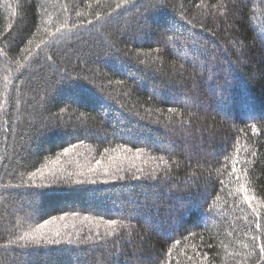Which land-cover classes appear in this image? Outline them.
Masks as SVG:
<instances>
[{"label":"trees","instance_id":"16d2710c","mask_svg":"<svg viewBox=\"0 0 264 264\" xmlns=\"http://www.w3.org/2000/svg\"><path fill=\"white\" fill-rule=\"evenodd\" d=\"M261 247L264 0H0V264Z\"/></svg>","mask_w":264,"mask_h":264},{"label":"snow or ice","instance_id":"6c2138e0","mask_svg":"<svg viewBox=\"0 0 264 264\" xmlns=\"http://www.w3.org/2000/svg\"><path fill=\"white\" fill-rule=\"evenodd\" d=\"M41 43H44V42L42 41ZM173 110L174 109H171V108L169 109V111H173ZM61 111H63V109H61ZM73 147H75V146L73 145ZM70 151H71L70 148L65 147L63 149V152L62 153H58L56 160L51 161V163H53V164L54 163H57L58 160H59V157L61 155H66ZM97 163H99V162H97ZM46 168H47V164L42 165L41 167L36 168L35 171H33V172L30 173V177H35V176H37V174H39L41 177L45 176V170H46ZM233 171H235V169H233ZM82 182L83 181H78L77 183H82ZM92 182L95 183V181H92ZM44 186L50 187L52 185H44ZM245 200H248V197L247 196H245ZM52 219L54 220V219H56V217H53ZM60 219H63V216H61ZM50 222L51 221H49V220H45L44 223L38 224L37 227L32 230V232L25 233V234H23L21 236H18L17 239L15 241H13L12 243L19 244V243L23 242L22 245H21L22 247H26L29 244H34V245H37L38 246L41 243H45V244H48V245L60 244L61 243L60 240H58V239H49L42 232V229H44L45 225H47ZM109 223L115 224L116 221L115 220L109 221ZM260 251H261V253H264V247H261Z\"/></svg>","mask_w":264,"mask_h":264}]
</instances>
